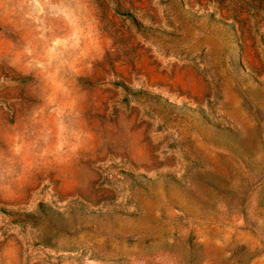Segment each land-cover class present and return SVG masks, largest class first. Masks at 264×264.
I'll return each mask as SVG.
<instances>
[{"label":"rangeland","instance_id":"obj_1","mask_svg":"<svg viewBox=\"0 0 264 264\" xmlns=\"http://www.w3.org/2000/svg\"><path fill=\"white\" fill-rule=\"evenodd\" d=\"M0 264H264V0H0Z\"/></svg>","mask_w":264,"mask_h":264}]
</instances>
